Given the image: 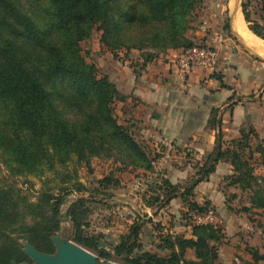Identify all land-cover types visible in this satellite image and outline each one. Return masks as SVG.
Here are the masks:
<instances>
[{"label":"trees","instance_id":"16d2710c","mask_svg":"<svg viewBox=\"0 0 264 264\" xmlns=\"http://www.w3.org/2000/svg\"><path fill=\"white\" fill-rule=\"evenodd\" d=\"M252 3L264 14V0H244L242 17L249 31L264 41V29L250 20ZM202 6L203 0H0V156L7 165V178L37 177L45 171L62 178L57 193L44 190L33 202L24 192L32 186L30 182L21 190L0 179V264L31 263L21 242L43 254L54 253L50 238L61 230L60 207L68 194L66 187L75 178L59 172L67 163L89 166L95 158L112 159L145 172L153 170V161L135 139L132 126L117 120L115 104L126 97L108 77H98L80 44L96 31L99 46L114 59H120L122 52L126 60L131 52L139 53L143 69L171 50L207 48L187 35ZM216 115L212 110L211 129L219 124ZM217 137L215 151L200 168L201 180L180 186L164 179L156 190L160 201L155 198L154 202L165 207L179 198L187 212L203 214V206L191 200L194 188L218 163H226L232 169V175L224 178L227 187L250 192L243 212L261 215L257 227L264 234V165L259 176L250 163V143L256 135L252 130L242 132L223 149L220 134ZM255 154L263 156L260 145ZM112 182L118 184L111 177L98 184L108 187ZM75 185L79 193L83 191L80 184ZM83 206L84 200H77L67 211L70 239L105 264L113 255L98 237L85 232ZM138 219L146 222L145 216ZM143 223L133 226L114 248L116 257L123 255V264H219L224 241L220 227L193 224L190 238L161 234L157 248L167 254L160 256L143 252L135 243ZM187 252L193 259H186ZM247 252L250 264H264V254L257 249Z\"/></svg>","mask_w":264,"mask_h":264},{"label":"rangeland","instance_id":"374dc122","mask_svg":"<svg viewBox=\"0 0 264 264\" xmlns=\"http://www.w3.org/2000/svg\"><path fill=\"white\" fill-rule=\"evenodd\" d=\"M243 2L244 0H222L223 12L214 16L215 22H212V27L206 24L208 20L206 18L212 14V11L209 10V3L202 6L197 11L187 35L190 36L191 40H194L195 31H200L208 37L209 41L214 34H218L224 39L230 33L229 26L233 3H236L241 9ZM249 16L251 21L257 22L264 29V14L253 3L249 8ZM225 24H228L227 30L225 29ZM244 24L247 31L252 34L248 29L249 24L245 21ZM200 26H202V29ZM98 34V32L94 31L90 39L80 44L87 63L93 64L97 68L98 77L106 76L113 84L119 82L118 85L120 86H131L130 82L128 84L124 72L129 69L132 73L131 75L136 78L140 77L142 69L140 68L141 60L138 59L139 53L131 52L128 57L129 60H126L122 52L119 55L120 59H114L99 46ZM233 40L238 44L236 39L233 38ZM242 40L244 39L242 38ZM210 46H213V44H210ZM261 58L264 60V57ZM113 62L117 64L114 65ZM120 78L126 80L124 84L120 83ZM130 108L128 104H115L117 120L120 124L125 125L128 123V125L132 126L131 131L135 139L144 148L149 159L153 161L152 171L145 172L137 167L122 165L112 159L104 160L98 158L92 159L89 166H78L73 162H69L65 169H59L63 176H75V178H72L73 181L69 182L66 187L68 188V194L64 197L63 204L60 207L61 230L59 234L72 242L70 239L71 225L67 217V211L71 204L83 199V208L87 211L86 220L88 223L85 232L100 239L106 251L113 255L109 262L115 264H123V255L122 257H116L113 254L114 248L119 245L122 237L130 234L133 226H139L143 223L139 221L138 216L146 217V222L143 223L141 233L135 242L143 252L165 256L167 252L157 248L158 238L161 234L189 235L191 226L194 224V213L187 212L181 201L179 203L181 204L180 206L168 204L163 207L162 205L159 206V203L154 202V199L159 198L160 201L161 193L160 191L156 192V190L161 186L162 180L167 179L170 181L167 168L170 167L176 172H180L184 168L192 167L194 169L193 178L175 184L185 186L188 182L201 180L200 167L204 165L206 157L205 155H196L193 150L186 151L181 148H173L168 151L159 145L152 150L150 148V145H152L151 139H149L148 135L142 134L140 126L129 122L132 119L134 120L136 116ZM259 142L257 140L250 143V148L252 149L250 163L255 175L261 176L264 165V152L262 157L255 154L256 147L260 145ZM2 160L0 156V179L7 181L10 185H15L17 189L21 190L27 188V185L24 184L25 182H30L32 186L28 191L24 192L30 196L32 202L44 190H52L57 193L61 188V176L56 177L49 171H45L43 175L37 177H14L15 179H8L6 173L8 171L7 165ZM106 177H111L112 181H117L118 184L113 185L112 182L108 187L99 186L98 182ZM172 181H174V178H172ZM75 183L82 186V192H78L79 187ZM171 184L173 183L171 182ZM215 185L217 190L221 191L226 197V204L222 212L217 208L208 206L204 202L200 206H203L205 211L208 209L214 210L215 215L221 221L219 227L223 231L224 241L220 246V264H242L248 257L246 254L248 246L264 253V235L261 234L257 227L258 223L262 221L261 215L258 212L251 211L249 215L243 212L249 206L250 192H236L234 189L227 187L226 180L220 179L216 181ZM255 189L256 187L252 188V190ZM193 199L194 195L191 200ZM150 204H152L151 208H146ZM92 254L95 255L94 253ZM186 259H193L191 252H187ZM100 263H103V260H100Z\"/></svg>","mask_w":264,"mask_h":264},{"label":"crops","instance_id":"0c3cea01","mask_svg":"<svg viewBox=\"0 0 264 264\" xmlns=\"http://www.w3.org/2000/svg\"><path fill=\"white\" fill-rule=\"evenodd\" d=\"M221 1L203 0V6L209 3V10L212 11L206 18L207 26L212 27L214 16L223 12ZM236 6L233 3L232 12ZM233 14L235 17L236 11ZM233 19L230 21V33L223 39L222 44L215 46L220 59L213 72L193 68L184 75L180 74L175 61L182 51L171 50L145 65L139 78L131 75L129 69H124L126 80L131 86L114 83L117 91L126 97L123 103L118 104H128L131 111H134L136 116L129 122L140 126L142 134L148 135L152 150L158 145L168 151L173 148L193 150L198 156L205 155V162L216 149L218 134L221 136L223 149L225 144L239 139L242 132L252 130L256 135L254 141H260L264 152V61L253 57V54L264 57V51H255L249 45L234 26L232 27ZM194 37L195 43L212 47L203 32L195 31ZM262 43L264 45V41ZM126 80L120 78V83L124 84ZM212 110L217 111L216 118L219 121L215 129L208 125ZM167 170L173 184L188 181L194 176L192 167L184 168L180 172L170 167ZM231 170L230 165L218 163L214 172L194 188V202L198 205L207 203L222 212L226 197L217 190L215 184L216 181L232 175ZM179 203L180 199L177 198L169 204L180 206ZM261 234L264 235L262 232ZM184 237L189 238L190 233ZM218 254L220 264V248ZM246 254L248 257L242 264L251 263L250 255L248 252Z\"/></svg>","mask_w":264,"mask_h":264},{"label":"water","instance_id":"95a60500","mask_svg":"<svg viewBox=\"0 0 264 264\" xmlns=\"http://www.w3.org/2000/svg\"><path fill=\"white\" fill-rule=\"evenodd\" d=\"M233 13L234 12H232L231 20L234 18ZM253 57L257 60H263L257 54H253ZM50 241L54 247V253L51 255L36 251L27 242H22V252L28 257L32 264H101L98 262L95 255L74 244L68 238L60 234L51 237ZM105 264L115 263L107 262Z\"/></svg>","mask_w":264,"mask_h":264},{"label":"built area","instance_id":"2783aa9c","mask_svg":"<svg viewBox=\"0 0 264 264\" xmlns=\"http://www.w3.org/2000/svg\"><path fill=\"white\" fill-rule=\"evenodd\" d=\"M212 47L193 48L182 51L176 58L175 65L180 74L184 75L193 68H200L213 72L219 62V54L215 46L222 44L223 39L220 35L214 34L210 39ZM193 223L196 225H212L219 227L221 221L212 209L206 210L201 215L193 216Z\"/></svg>","mask_w":264,"mask_h":264},{"label":"bare ground","instance_id":"6f19581e","mask_svg":"<svg viewBox=\"0 0 264 264\" xmlns=\"http://www.w3.org/2000/svg\"><path fill=\"white\" fill-rule=\"evenodd\" d=\"M236 7H237V8H235L236 16L233 19L234 28H236V30H238L237 32L244 37V39L249 43L250 46H252L254 48L255 51H258V52L264 51V45H263L262 41L255 38L252 34H250L247 31V29L245 28V24L243 21V17H242L240 8L238 5Z\"/></svg>","mask_w":264,"mask_h":264}]
</instances>
